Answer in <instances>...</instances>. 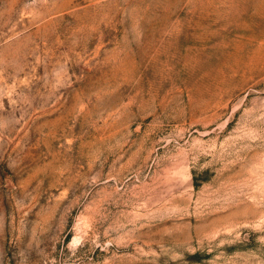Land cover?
<instances>
[{
  "label": "rangeland",
  "instance_id": "obj_1",
  "mask_svg": "<svg viewBox=\"0 0 264 264\" xmlns=\"http://www.w3.org/2000/svg\"><path fill=\"white\" fill-rule=\"evenodd\" d=\"M0 264H264V0H0Z\"/></svg>",
  "mask_w": 264,
  "mask_h": 264
}]
</instances>
